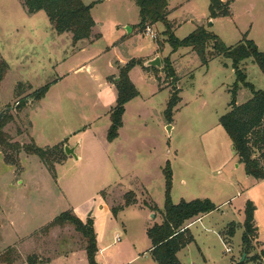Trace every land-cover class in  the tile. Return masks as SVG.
Instances as JSON below:
<instances>
[{"label":"rangeland","instance_id":"obj_1","mask_svg":"<svg viewBox=\"0 0 264 264\" xmlns=\"http://www.w3.org/2000/svg\"><path fill=\"white\" fill-rule=\"evenodd\" d=\"M90 1H96L92 37L73 44V35L58 33L45 11L28 14L22 0H0V65L3 60L8 63L0 83V119H6L5 130L11 142L34 140L41 147L63 144L64 149L67 145L75 147L81 156L76 159L66 153L65 159L56 164L54 178L37 155L14 152L18 164H9L0 146V254L14 246L20 236L17 243L21 258L16 264L32 253L46 259L41 264H89L86 249L79 248L87 242L72 225L56 227L49 234L40 229L71 206L92 201L87 213L94 208L96 232L102 234L100 247L106 248L96 256L97 262L108 259L112 264H144L146 259L142 257L130 260L135 248L143 254L152 245L148 229L163 219L160 211H152L144 203L163 210V169L169 161L175 203L210 199L220 208L206 223L192 227L197 241L194 239L183 259L203 264V249L211 256L209 263L238 255L243 229L236 223V208H243L250 197L249 187L255 178L247 175L243 166L238 167L233 143L220 124V117L230 109V88L236 80L234 69L226 66L230 60L215 56L203 65L197 53L183 59L170 57L178 77L176 86L180 85L186 101L180 109L176 110L179 104L175 107L169 122L165 111L174 81L163 69L165 49L171 47L169 43L166 46L165 26L151 25L158 35L154 39L138 27L140 9L135 0H84ZM169 3V10L175 8V14L186 21L173 30L178 38L204 25L232 46L242 40V28L252 21L253 37L248 38L264 51V0H231L233 19H221L215 25L208 18V0ZM127 26L134 31L128 32ZM121 34L125 35L120 39ZM89 42L83 51L79 49ZM157 47L162 66L158 71L144 69ZM187 50L179 48L182 53ZM132 58L143 64L136 65L131 73L139 95L126 104L120 135L109 142L112 106L108 110L107 104L96 103V91L105 82L117 89L120 66ZM241 67L257 89H264V73L252 58ZM146 73L156 82L149 81ZM157 84L169 88L170 94L167 89L153 93ZM45 85L50 86L46 97L37 100L34 92ZM251 96V90L241 86L238 103ZM111 102L115 106L116 98ZM129 192H134L136 203L145 208L125 207L115 216L112 208L124 205ZM102 199L111 212L105 206L101 209ZM231 222L237 226L230 242H221L217 233H204L206 224L228 229ZM227 247L232 251L226 252ZM260 248L254 240L252 252Z\"/></svg>","mask_w":264,"mask_h":264},{"label":"trees","instance_id":"obj_2","mask_svg":"<svg viewBox=\"0 0 264 264\" xmlns=\"http://www.w3.org/2000/svg\"><path fill=\"white\" fill-rule=\"evenodd\" d=\"M135 2L140 9V22L138 23L140 30L145 31L148 25L162 23L165 26V34L168 35L167 42L173 51H177L181 47H190L198 54L203 65H208L209 60L215 56L222 55L231 60L236 80L230 88L232 95L229 103L230 109L220 117V124L230 137L239 163L244 165L247 175L258 180L264 179V89H257L248 80L247 73L241 67L245 60L252 58L264 73V51H261L256 42L248 38L246 34L237 44L228 46L218 34L208 30L204 25L198 26L189 35L180 39L173 32L175 23L169 19V0H135ZM22 3L28 14L45 11L58 33L70 32L73 35V44L92 36V30L96 24L92 15L95 2L86 4L84 0H22ZM230 4V1L210 0L209 19L231 15ZM210 44H212L211 50H209ZM140 63L142 64L140 60L132 58L125 65L120 66L119 79H115L117 87L116 104L110 110L111 125L107 134L109 142L114 141L119 136V130L123 126L126 104L139 95V90L131 80L129 73ZM163 63L164 71L174 81L173 92L165 111L166 118L171 122L175 107L181 100L180 89L176 86L178 77L170 56H166ZM150 68L159 70L157 67L144 66V69ZM7 70L8 63L3 60L0 65V83L3 81ZM241 86L250 89L252 96L246 102L239 104L237 95ZM49 89L50 86L45 85L36 90L34 92L35 98L37 100L44 98ZM6 124L4 117L0 119V146L4 150L5 160L9 164H18L16 155L21 151L30 155H37L53 177L56 178V164L62 162L66 157L64 145L41 147L34 140L25 144L11 142L8 132L5 130ZM163 172L165 175L163 210H159L154 204L144 203L152 211H160L163 216V221L160 224L156 223L148 229V235L152 241L151 254L158 264H182L177 253L194 241V236L187 227L188 222L220 208L210 199L182 200L175 203L172 199L173 170L169 161L166 163ZM136 202L135 193H127L125 204L112 208L113 214L117 216L119 211ZM255 210V203L252 200H247L242 235L243 251L244 248H247L248 251L247 262L251 259L260 260L264 254L263 249L261 254L250 256L253 251V241L258 237ZM67 225H72L86 240L85 249L89 264H99L96 260L99 250L97 232L92 215L84 221L73 208H70L54 217L40 231L49 234L54 228H63ZM236 226L234 222L229 224L228 236H234ZM20 258L21 254L17 243L0 254V264H16ZM24 259L23 263L27 264H41L46 260L41 259L38 253L29 254Z\"/></svg>","mask_w":264,"mask_h":264},{"label":"crops","instance_id":"obj_3","mask_svg":"<svg viewBox=\"0 0 264 264\" xmlns=\"http://www.w3.org/2000/svg\"><path fill=\"white\" fill-rule=\"evenodd\" d=\"M107 1H109V0H107ZM224 2H227V1H230L231 2V0H223ZM93 2H96V1H90V2H88V3H86V4H90V3H93ZM208 5H207V7H208V12H209V5H210V0H208V3H207ZM95 5V4H94ZM169 5H170V3H169ZM231 5V4H230ZM93 8H94V6H93ZM93 10V9H92ZM175 12H176V10H175V8H171V10H170V14H169V19H171V21H173L174 23H176L175 24V27H174V29H179L181 26H182V24L184 23V22H186L185 21V19L183 18V17H179V16H177V14H175ZM233 16H234V14H233V11H232V8H231V15H229V16H225V17H217V18H214L213 19V25H215V23L218 21V20H221V19H227V18H232L233 19ZM189 18V20L190 21H192V22H194V19H193V16H189L188 17ZM209 18V17H208ZM161 24V23H160ZM96 25V24H95ZM159 25V24H158ZM162 25V24H161ZM163 26V25H162ZM153 27V26H152ZM95 28V27H94ZM153 29H154V27H153ZM253 29H254V22H252V21H250L249 23H247V25L245 26V27H243L242 28V30H243V32H244V35L246 34L248 37H253ZM163 30V29H162ZM165 30V29H164ZM175 30V31H176ZM132 32L134 31V29H132L131 30ZM66 33V32H65ZM94 33V32H93ZM125 34H121V36H120V39L124 36ZM92 37V36H91ZM90 39V38H89ZM85 40H87V39H83V40H80L79 42H84ZM254 40V39H253ZM119 41V40H118ZM255 41V40H254ZM91 42H89V43H87V44H81V46H80V50H84L85 48H87L88 47V44H90ZM168 45V42L166 43V46ZM169 47V46H168ZM166 48L165 50H167V55L166 56H170L173 60H175V59H177V58H181V59H183L184 57L183 56H187V55H191V54H193V53H196L195 51H193L192 50V48H190V47H188L189 48V50H187V51H184L183 53L182 52H179V49L177 50V51H173L172 50V48L170 47V48ZM158 49H159V47H157V51H155L154 52V55H153V57H151L150 59H152V58H155L156 56H160L159 55V51H158ZM170 49V50H169ZM179 52V53H178ZM176 56H178V57H176ZM161 57V56H160ZM183 57V58H182ZM121 60V59H120ZM122 61V63L124 64V63H126V60H121ZM231 64H232V62H231V60H230V62H227L226 63V66H231ZM111 66H112V64H111ZM231 68H232V66H231ZM233 69V68H232ZM77 70H79V69H77ZM133 70L134 69H132L131 71H130V73H129V76H130V78H131V73L133 72ZM145 76L147 77V79L149 80V81H155V79H153V77H149V74L148 73H146L145 74ZM132 79V78H131ZM156 82V81H155ZM113 87V85L112 84H110V83H108V82H105L104 83V85H102V87L98 90V91H96V103H103V104H107V109L109 110L110 108H108V106H112L113 107V103L111 102V100H112V98H117V89L116 88H112ZM178 88L179 89H181L180 90V97H181V100H180V102L178 103L179 105L177 106V108H176V110H178V109H180V105H182L186 100H185V98H184V96H183V91H182V88H180V85L178 84ZM164 89H167V91L169 92V94H170V90H169V88H160L159 87V85L157 84V85H155V88H154V90H153V93L155 92H158V91H161V90H164ZM102 90V91H101ZM99 92V93H98ZM100 93H102L101 95H102V98H101V95H100ZM109 93V94H108ZM103 94H105V95H103ZM46 97V96H45ZM129 103V102H128ZM106 109V110H107ZM125 112H126V110H125ZM110 119H111V117H110ZM111 125V124H110ZM123 127V126H122ZM121 127V128H122ZM120 128V129H121ZM109 129V128H108ZM120 131V130H119ZM119 135H120V132H119ZM119 137V136H118ZM117 137V138H118ZM116 138V139H117ZM115 139V140H116ZM114 140V141H115ZM114 141H112V142H114ZM78 148V147H77ZM76 148V149H77ZM77 151V150H76ZM81 158V156H79L78 155V159H80ZM238 167H241V166H243L244 167V165L242 164V163H239L238 162ZM27 173V172H26ZM142 186H144V185H142ZM145 187V186H144ZM146 188V187H145ZM249 193H250V197L247 199V200H252L254 203H255V205H256V210H255V222H256V225H257V227H258V237H257V242H259V244L261 245V248H260V250H259V252H251L250 253V256H253V255H255V254H261V250H263L264 249V179H261V180H258V179H256L255 178V180L251 183V187H249ZM247 200H246V202H247ZM101 202H103L104 203V205H101V209L103 210L104 209V206H105V208H108V210L110 211V206H109V204L104 200V199H102L101 200ZM246 202H245V204H246ZM245 204H244V206H243V208H236L237 210V212H238V216H239V219H238V221H236V223L237 224H239V228H242L243 229V231H244V227H243V223H244V220H245ZM92 205V201H87V202H85V204H83V205H73V206H71L70 208H73L74 209V211L76 212V214L82 219V220H86L87 219V217H89L90 215V213L88 214L87 212H88V210H89V208H90V206ZM130 206H136V207H139V208H141V209H144L145 208V206H144V204H140V203H135V204H133V205H130ZM221 206H222V204H221ZM129 207V206H128ZM0 209H2L3 210V206H2V204L0 203ZM160 209V208H159ZM93 210H94V208L92 209V215H93ZM124 210L125 209H123L122 211L124 212ZM161 210V209H160ZM220 210V209H219ZM94 212H95V210H94ZM111 212V211H110ZM149 213H151L150 211H149ZM214 213H216V212H214V211H212V212H210V213H208V214H205V215H202V216H200V217H198V218H196V219H193V220H191L190 222H188V224H187V227L191 230L192 229V227L195 225V224H197V223H206L205 221L207 220V219H209L210 217H212V215H214ZM222 213H224V212H222ZM149 216V215H148ZM158 216H161L160 215V213L158 214ZM93 217V216H92ZM94 218V217H93ZM162 221H163V219H162ZM161 221V219H160V222H162ZM158 223V222H157ZM97 224H98V222H97V217H95V227L97 226ZM205 226V228H204V233L206 234V235H209V234H214V233H217L218 234V239L221 241V242H230V241H232L233 240V237L234 236H232V237H230V236H228L227 235V229H225V227H221V226H217L215 223H213V224H211V223H209V224H206V225H204ZM223 226H226V225H223ZM96 229V228H95ZM243 235V234H242ZM193 236H194V234H193ZM19 238H20V236H18ZM17 237V238H18ZM19 238L16 240V241H14V243L15 244H17V242L19 241ZM210 238V237H209ZM21 239V238H20ZM119 237L117 238V240L119 241ZM194 239H195V242L197 241V239L194 237ZM97 240H98V247H99V250H98V252H97V256H98V254H100L101 252H103L106 248L105 247H100V243L102 242V234L100 233V232H98L97 231ZM192 243H194L193 241L191 242V243H189L185 248H183V249H181L178 253H177V256H178V258H179V260H180V262L182 263V264H197L196 263V260L195 259H190V260H186V259H183V257H187V255H188V251H189V247L192 245ZM14 244V245H15ZM224 245H225V243H224ZM79 248H81V249H85V246H83V247H79ZM151 248H152V245H150V247L149 248H145V252L142 254L141 253V251H138L136 248L134 249L135 251H134V254H135V256H133V258L130 260V262L131 261H133V260H136L137 258H140V257H142L143 259H146L145 260V262H144V264H157L158 262L155 260H153L152 259V257H151ZM200 248V247H199ZM148 249V251H146ZM201 249V248H200ZM203 249V248H202ZM240 251H241V253H240V251H239V254L237 255V254H235V255H232V257H230L229 259H225V258H219V260L218 261H216V260H212V262L211 263H209L210 262V260H211V256L209 255V254H207V252L203 249V251H201V255H202V261H203V264H235L240 258H241V256H242V254H243V242H241L240 243V249H239ZM226 251V250H225ZM151 257V258H150ZM149 258L150 259H152V260H149ZM215 262H218V263H215ZM21 264H27V263H21ZM100 264H112V262L110 261V260H105V261H101L100 262ZM244 264H264V254H262V256H261V259L260 260H257V261H255V260H250V261H246Z\"/></svg>","mask_w":264,"mask_h":264},{"label":"water","instance_id":"obj_4","mask_svg":"<svg viewBox=\"0 0 264 264\" xmlns=\"http://www.w3.org/2000/svg\"><path fill=\"white\" fill-rule=\"evenodd\" d=\"M128 32H130L132 29L131 27L127 26L126 27ZM145 67H157L160 68L162 66V59L160 56H156L155 58L149 59L144 63ZM119 79V78H117ZM65 151L68 155H73L76 159H78V155L75 152V147L72 146H66ZM90 216L92 215V212L89 214ZM154 216V215H153ZM248 260V251L247 248H244L243 254L241 258L235 263V264H244Z\"/></svg>","mask_w":264,"mask_h":264},{"label":"built area","instance_id":"obj_5","mask_svg":"<svg viewBox=\"0 0 264 264\" xmlns=\"http://www.w3.org/2000/svg\"><path fill=\"white\" fill-rule=\"evenodd\" d=\"M145 34L152 37V38H157L158 35L156 33V31L153 29V27L151 25H148L145 29ZM232 251V248L231 247H227L226 248V252H231Z\"/></svg>","mask_w":264,"mask_h":264}]
</instances>
